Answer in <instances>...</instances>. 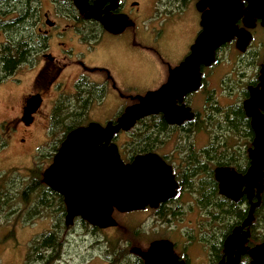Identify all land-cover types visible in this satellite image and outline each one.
I'll return each instance as SVG.
<instances>
[{
  "label": "flooded vegetation",
  "instance_id": "af4514ba",
  "mask_svg": "<svg viewBox=\"0 0 264 264\" xmlns=\"http://www.w3.org/2000/svg\"><path fill=\"white\" fill-rule=\"evenodd\" d=\"M79 1L84 6L83 11L76 5V0H0V38L5 37L4 40H0V51L4 46L10 48L9 32L13 26H21L20 22H24L23 30H27L30 35L29 57L21 59L9 76L19 75V70L27 65L36 72L34 87L21 96V106L17 114L2 123L5 129H9L14 123L19 126V123L24 121L26 130L33 124L36 116L39 114L45 116L42 110L44 100L50 93L53 98L54 89L55 97L49 100L53 103L49 115L51 120L54 119L58 106L60 112L62 108L64 115L75 111L82 103L83 111L89 113L95 103L107 99H126L125 94L120 90L126 87L120 81L129 78L128 70L117 71L107 66L105 61H90L89 58L97 56L105 46L130 44L134 35L145 27V21L151 17L155 16L159 22L168 24L175 19H168L171 14L192 3L196 6L199 0ZM247 6L246 2L244 8L246 9ZM90 14L91 16L87 17ZM236 24L241 34L245 35L247 31L251 34V40L246 48L244 50L239 48L238 36L221 45L215 52L214 62L200 67L199 88L185 94L182 101H177L178 106L185 105L191 109L192 118H186L180 124L170 123L161 112L137 121L132 129L124 131L128 132L129 136L133 135L128 139L131 141L136 137L133 134L135 131L144 130L147 146L142 154H158L174 175L177 184L175 194L160 202L157 207L146 206L143 211L137 212H154L161 220L175 225V228H165V231L171 234L170 238H156L147 248L142 249L147 251L155 240H169L172 242L173 252L178 257L177 264H194L195 259L200 260V264L203 256L198 254L202 249V246H196L199 242L203 244L209 255V264H221L226 261L225 238L236 226L243 223L249 214L252 202L257 200L256 193L251 200L246 193H243L238 200L222 195L215 178V169L220 166L229 167L241 174H245L250 167L249 149L253 146L255 129L252 118L247 115L245 103L250 99L252 90L259 97L258 103L257 100L255 102V109L261 118V127L264 128V13L263 17L255 19L252 27L246 26L244 16ZM244 27L247 31L242 29ZM184 28L186 27L180 26V31ZM201 29L200 26L196 37ZM150 36L157 41L167 40L158 34H150ZM195 39L191 44L186 43V50L178 58L173 56L168 59L167 55L161 57L158 53L163 67L153 63V72L161 78L160 86L168 81L171 70L189 55ZM164 46L170 51L174 49V46ZM174 59L176 62H172ZM72 69H83V71L78 72L76 77H71L73 81L70 82V87L58 90L56 85L58 87L62 85L64 74L68 77ZM7 77L0 70V82ZM17 80L19 86L21 80ZM34 95H40L41 104L33 113H29L28 101ZM130 100L134 101L128 102L119 115L128 105L135 103L137 98L130 97ZM198 101H202L203 106L196 109L194 104ZM10 108L13 110L12 107ZM27 118L30 119L29 122ZM51 120L45 125L48 132L54 123ZM198 136L203 138L200 143ZM120 148L119 146V150ZM134 157L135 155L127 159L122 158L128 163ZM207 183L215 187L204 188ZM212 190L217 197L214 202L211 199ZM263 195L264 191L262 203ZM262 203L255 209L254 219L249 227L250 237L246 244L248 250L264 241V233H261ZM233 211H240L238 219L234 222H222L223 219L227 220L229 213ZM222 214H226L225 218ZM203 221L205 222L202 223ZM223 223L227 227L225 237L219 236L217 231L218 226ZM184 224L189 228L188 230L182 226ZM198 226L201 231L211 228L212 233L206 232L199 237L196 233ZM246 230L247 228H244L243 231ZM133 247L139 246L131 248ZM131 250V253L124 254L128 260L125 264L131 262L136 264L138 257L141 258ZM141 264H146L142 258ZM239 264H251L248 251L240 255Z\"/></svg>",
  "mask_w": 264,
  "mask_h": 264
},
{
  "label": "water",
  "instance_id": "95a60500",
  "mask_svg": "<svg viewBox=\"0 0 264 264\" xmlns=\"http://www.w3.org/2000/svg\"><path fill=\"white\" fill-rule=\"evenodd\" d=\"M248 6L245 9L244 5ZM83 11L84 6L76 0ZM196 8L200 13L201 32L190 48L189 55L171 70L169 79L157 89L138 95L137 101L106 125L90 122L68 132L51 164L43 172V182L63 196L66 207L64 223L70 226L80 218L93 227L106 229L118 225L114 211L127 213L143 210L146 206L157 207L160 202L175 194L176 181L171 168L156 153L137 154L126 163L114 137L132 129L137 121L163 112L170 123H182L192 118L193 112L185 105L178 106L183 96L197 90L201 84L200 67L215 60L217 49L238 36L242 50L251 40V34H241L237 21L244 16L246 26L252 27L257 17H263L264 0H199ZM88 15L87 17H90ZM254 91L245 103L247 115L255 129L253 146L249 149L251 164L245 174L229 167H217L215 178L219 190L233 200L243 193L251 200L248 216L236 226L224 240L227 260L221 264H239L240 255L248 251L251 264H264V241L251 248L246 246L254 219V211L262 203L264 191V128L257 115ZM41 104L40 95L28 101V111L33 113ZM29 122L30 119L27 118ZM245 191L243 192V188ZM256 189V191H255ZM247 228L246 231H243ZM243 231V232H242ZM146 264H177L169 240H155L146 251L133 247ZM235 255V256H234Z\"/></svg>",
  "mask_w": 264,
  "mask_h": 264
},
{
  "label": "rangeland",
  "instance_id": "374dc122",
  "mask_svg": "<svg viewBox=\"0 0 264 264\" xmlns=\"http://www.w3.org/2000/svg\"><path fill=\"white\" fill-rule=\"evenodd\" d=\"M156 19L153 16L146 20L145 27H142L140 32L134 35L130 44L105 46L97 56L89 58L90 61H105L107 66H111L117 71L128 70L130 76L126 80L120 81L126 87L120 89L125 94L126 99H107L101 103H95L90 108L89 113L81 119L83 125L90 122L106 125L109 121L118 117L120 111L128 102L132 103L134 101L130 100V97L136 98L138 95H143L158 88L162 84V80L153 72L154 64L163 67L158 53L161 57L164 54L167 55L168 59L173 56L180 57L186 50V43L191 44L200 29V13L193 3L171 14L168 19L172 20L168 24L159 22ZM169 25L170 27H168ZM180 26L186 28L180 31ZM150 34L162 35L167 40H163L164 42L161 39L157 41ZM4 39L3 36L0 38V40ZM164 45L174 46V49L170 51ZM170 52L174 54H169ZM172 62H176V60L174 59ZM80 71H83V69H72L68 77L67 74H64V82L60 85L61 87L56 85V88L63 90L70 87V82L73 81L71 77H76ZM18 74L17 76H8L0 82V177L8 174V172L13 173L9 181L15 182V189L22 188L27 181L28 173H26V170L28 168L38 165L42 168L41 174H43L44 170L51 164L55 150L61 144V142L55 144V141L63 137L61 126H57L56 123L54 136L45 127L47 121L49 122L52 119L49 117L53 104L49 101L52 98V93L48 94L44 100L42 110L45 116L41 114L36 116L35 121L28 129L25 130L26 124L24 121L20 122L19 126L14 123L9 129L2 126L4 121H9L17 114L21 106L23 93H28L34 87L33 82L36 72L32 67L29 65L22 67ZM17 79L21 80L19 86H17L19 84ZM119 85L121 86L120 83ZM55 94L54 89L53 98ZM202 104V101H198L194 104V107L196 109L201 108ZM51 121L55 122L54 119ZM63 122L70 124L68 119H63ZM133 134L135 135V133ZM131 136L133 135L129 136L128 132L122 131L114 138V141L121 147L120 153L125 159L128 158V147L133 140L128 141ZM198 141L199 143L202 142L203 138L198 136ZM14 192L17 194L15 190ZM15 200L16 202L12 206L8 207L7 210H3V213L0 214V264H25L29 247L33 241L56 226L58 229L62 227L60 220L57 218L59 215L58 206H50L49 209L43 211L42 215L31 217V204L23 202L19 199V196H16ZM14 210H16V214L6 216V211ZM19 210H21L20 216H18ZM49 211L50 213H48ZM141 211L115 212L114 217L118 225L106 229H94L89 223L85 225L79 219L67 228L64 226L61 235L63 242L59 259L57 261L56 259L53 260L52 264H111V258L115 260L113 264H125L128 261L127 254L114 255L117 249L131 253L132 246L145 249L152 240L171 235L169 231H165V228H175L173 223L161 220L154 212ZM260 212L263 215L261 220L262 227H264V207ZM28 217L31 219H28ZM204 219L206 218L204 217ZM226 221L230 222L231 220L223 219L222 222ZM182 226L187 230L189 229L185 224ZM198 230L196 233L199 237L206 232L212 233L211 228L201 231L198 226ZM217 231L225 232V223L219 225ZM173 232L176 233L177 231ZM261 233H264V228ZM176 235L174 236L177 237ZM221 235L219 234V236ZM196 246H202V249L198 251V254L203 256L200 264H209V255L203 244L199 242ZM36 262L37 260L33 264H43ZM199 262L200 260L195 259L194 264H199Z\"/></svg>",
  "mask_w": 264,
  "mask_h": 264
},
{
  "label": "trees",
  "instance_id": "16d2710c",
  "mask_svg": "<svg viewBox=\"0 0 264 264\" xmlns=\"http://www.w3.org/2000/svg\"><path fill=\"white\" fill-rule=\"evenodd\" d=\"M20 23L21 26H17V27L13 26L9 32L10 48L4 46V48L0 51V70L2 73H5L6 76L11 75L12 74L11 72L13 71L15 66L20 63L19 61L23 58H28L30 54L29 51L30 48L28 46L30 35L27 30H23L24 22H20ZM83 109H84L83 104L81 103L80 107L77 108L75 111L68 112V114L63 115L62 108L60 112V108L58 106L56 112L54 113L55 122L52 123L50 127V131L52 133L51 135L54 136L55 135L54 125L56 127L57 124V126H61L63 137L57 139L55 141V144L61 142L66 137V135L70 130L83 125L81 119L84 118L87 114V112L83 111ZM63 119H68V123L70 124L63 122ZM134 133L136 135V138L131 141V145H129L128 147L129 153L127 154V157L130 154L128 158L138 153H142L143 149L147 146L146 143L147 138H145L146 135L144 136L145 134L144 130L143 132L142 131L139 132V130H137ZM41 170L42 168H40L38 165L28 168L26 170V173H28L27 181L23 184L22 188L20 189H15L16 188L15 182L9 181L13 173L8 172L9 175L5 174L4 176L0 177V214L3 213V210H7L8 207L12 206L16 202L15 200L16 196H19V199H21L23 202L31 204L30 207L31 217L42 215L43 211L49 209L48 207L50 206H54V205L56 207L58 206L59 215L57 216V218L60 220L62 227L58 229V227L56 226L54 227V229H51L47 233L42 234L41 237L34 240L31 246L29 247L25 264H33L35 260H37L38 263L47 264L49 262L48 264H52L53 260L57 259L61 252V244L63 242L61 239L62 238L61 235L63 232L62 229L64 228V226L66 228L68 227L65 225L63 220L66 214V207L64 204L63 196L53 191L50 187L44 184L43 174H41ZM213 187L215 186L210 183L204 185V188H213ZM14 190L17 192V194L14 192ZM211 196L213 202L216 201L217 197L215 195V191L213 192L212 190ZM263 207H264V195H263L262 208ZM20 211L21 210H19L18 216H20ZM48 213H50V211ZM238 213H240V211H233L229 213L228 220L234 222L236 219H238ZM14 214H16V210L6 211L7 217ZM222 216L225 218L226 214H222ZM216 217L217 214L215 215V218ZM28 219L31 218L28 217ZM83 223L87 225V222L84 220ZM94 229H98V228L94 227ZM219 234H222L221 236L225 237V235L227 234V227L225 232L219 231ZM126 253H127L126 250L117 249L114 252V255L126 254ZM137 260L138 261L136 262V264H141V258L138 257ZM110 261L111 264H113L115 260L111 258Z\"/></svg>",
  "mask_w": 264,
  "mask_h": 264
},
{
  "label": "bare ground",
  "instance_id": "6f19581e",
  "mask_svg": "<svg viewBox=\"0 0 264 264\" xmlns=\"http://www.w3.org/2000/svg\"><path fill=\"white\" fill-rule=\"evenodd\" d=\"M263 216V215H262Z\"/></svg>",
  "mask_w": 264,
  "mask_h": 264
}]
</instances>
